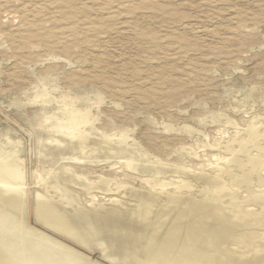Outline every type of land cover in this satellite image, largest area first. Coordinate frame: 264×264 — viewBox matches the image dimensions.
<instances>
[{
  "label": "bare ground",
  "instance_id": "bare-ground-1",
  "mask_svg": "<svg viewBox=\"0 0 264 264\" xmlns=\"http://www.w3.org/2000/svg\"><path fill=\"white\" fill-rule=\"evenodd\" d=\"M62 2L64 14L75 17L69 0ZM49 33L38 37L50 38ZM158 74L169 80L165 68ZM117 79L102 73L97 78L113 95L119 92L114 91ZM36 97L51 99L41 91ZM146 97L155 101L159 93L150 88ZM87 103L38 111L42 117L35 118L40 128L34 131L33 158H27L20 139L2 133L6 142L0 141V264H264V122L256 120L257 113L256 119L249 116L246 128L209 143L216 152L204 154L201 147L206 155L202 157L194 150L187 156L174 150L185 149L182 135L135 131L124 127L128 118L121 114L101 120ZM33 159L37 165L29 172L27 164Z\"/></svg>",
  "mask_w": 264,
  "mask_h": 264
},
{
  "label": "rangeland",
  "instance_id": "rangeland-1",
  "mask_svg": "<svg viewBox=\"0 0 264 264\" xmlns=\"http://www.w3.org/2000/svg\"><path fill=\"white\" fill-rule=\"evenodd\" d=\"M69 2L75 10V17L64 14L65 4L62 0H0V141L6 142L3 136L6 138L10 134L12 139H20L21 146L25 145L28 159L33 158V144L35 145L33 136H36L34 131L40 128V125H36L35 118L41 119L44 108L56 111L59 107L65 108V105L69 108L71 106L69 104H76L78 101L77 106H85L88 102L91 112L97 113L100 119L111 118L117 114L127 117L128 123L123 126L141 133L146 131L161 134L164 131L163 134L166 135L184 136L185 142L182 146L185 149L174 150L185 156L187 152L193 150L202 157L206 155L203 156L201 150L204 154L208 151L214 152L215 150L210 147L211 143L227 139L234 133V129L246 128L247 120H251L256 113L258 118L255 115V119L264 122V0H69ZM158 6L161 9H157ZM84 23L86 24L83 25ZM116 31L118 32L115 33ZM134 32L139 35H135ZM39 33H49L50 38L48 36L40 38ZM54 33L62 44L57 41L55 46H52V39H58L51 38ZM141 35L145 37L142 38ZM23 36L26 38L24 43ZM61 38L64 41L60 40ZM163 47L172 49L169 48L171 49L169 51ZM156 52H159L158 56L161 57H158ZM164 54L169 57L167 55L165 57ZM169 54H172V57ZM162 58H165V61ZM163 68L168 71L167 81L158 74ZM101 73L104 76L118 78V82L114 84L116 86L114 91H119H116V95L112 94L111 88L104 87L97 80ZM42 74L44 76L40 77ZM47 85L49 86L46 87ZM150 88L156 89L159 93L155 101L146 97ZM99 90L102 95L99 94ZM135 90L137 92H134ZM39 91L44 92L52 101L51 99L50 102L42 101L40 97H36ZM258 91L260 93L256 94ZM26 93L27 95H24ZM58 99L60 101H55ZM225 112L227 114L229 112L228 116ZM116 122L120 125L118 121ZM161 124H169L166 126L171 127L166 128ZM185 125L190 126L193 131L187 132ZM171 129L175 130V133ZM194 158L195 161L199 160L198 157ZM35 165L36 160L33 164H27V169L30 166L28 171L33 170ZM30 220L33 222L32 214Z\"/></svg>",
  "mask_w": 264,
  "mask_h": 264
}]
</instances>
